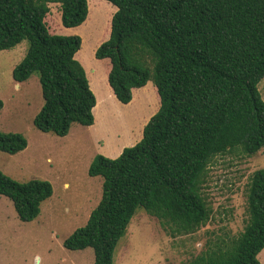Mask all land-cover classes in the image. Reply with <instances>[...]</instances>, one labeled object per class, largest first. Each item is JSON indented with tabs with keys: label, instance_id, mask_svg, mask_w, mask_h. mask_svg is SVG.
I'll list each match as a JSON object with an SVG mask.
<instances>
[{
	"label": "trees",
	"instance_id": "obj_1",
	"mask_svg": "<svg viewBox=\"0 0 264 264\" xmlns=\"http://www.w3.org/2000/svg\"><path fill=\"white\" fill-rule=\"evenodd\" d=\"M88 1L0 0V51L28 43L12 78L23 83L39 74L44 104L33 125L43 134L64 138L72 125H93L96 99L75 59L81 38L56 33L59 26H82ZM102 1L116 8L108 39L94 52L107 63L109 88L127 105L134 90L152 83L157 100L136 145L114 160L94 157L88 176L103 181L100 202L63 243L68 251L92 249L93 264H113L138 209L172 235H192L210 220L203 189L211 162L235 153L251 157L264 147L258 91L264 78V0ZM51 4L59 5L55 23ZM26 147L21 135L0 132V152L16 155ZM52 194L48 182L18 183L0 172V196L23 223L37 219ZM246 202L248 219L238 237L183 264H260L264 169L250 176Z\"/></svg>",
	"mask_w": 264,
	"mask_h": 264
},
{
	"label": "rangeland",
	"instance_id": "obj_2",
	"mask_svg": "<svg viewBox=\"0 0 264 264\" xmlns=\"http://www.w3.org/2000/svg\"><path fill=\"white\" fill-rule=\"evenodd\" d=\"M89 1L87 21L72 29L73 34L64 36L81 38L75 58L95 89L98 80L104 79L107 63L96 61L94 52L108 39L109 22L116 8L102 0ZM49 8L51 21H59V5L51 4ZM27 49L24 41L12 50L0 51V132L21 135L27 142L26 149L16 155L0 152V172L18 183L48 182L53 194L41 204L39 216L31 223L21 222L12 203L0 196V264H93L92 249L68 251L63 243L85 226L100 202L103 181L88 176L94 157L103 150L109 156L121 153L134 143L141 127L154 115L157 100L153 84L137 92L124 112L108 87L106 92L98 90V107L110 112L104 115L98 111L93 129L72 125L64 138L43 134L33 125L44 104L39 74L34 73L19 89L12 78L13 69ZM258 91L264 101V78ZM261 169L264 147L251 157L235 153L215 158L203 189L211 208L210 220L192 235H172L156 218L138 209L117 245L113 264H183L215 249L216 244L238 237L248 219L246 185L250 176ZM258 261L264 264V254H259Z\"/></svg>",
	"mask_w": 264,
	"mask_h": 264
},
{
	"label": "crops",
	"instance_id": "obj_3",
	"mask_svg": "<svg viewBox=\"0 0 264 264\" xmlns=\"http://www.w3.org/2000/svg\"><path fill=\"white\" fill-rule=\"evenodd\" d=\"M89 3H88V8H89V13H90V1H88ZM88 16H89V14H88ZM77 28H80V27H77ZM72 29H75V28H71V29H66V28H63V27H61V26H59L58 27V29L56 30V33L58 34V35H66V34H73L72 33ZM98 47V46H97ZM14 49V48H13ZM12 50V49H11ZM80 52V51H79ZM78 54V53H77ZM76 54V55H77ZM76 57V56H75ZM75 59H77V58H75ZM78 60V59H77ZM97 61V60H96ZM79 62V61H78ZM99 63H102L101 61H98ZM80 63V62H79ZM86 77H87V75H86ZM90 84V89H91V91H93V94H94V96H95V99H96V104H95V107L93 108V111H92V114H93V119H94V122H93V125L92 126H90V127H88L89 129L91 128V129H93V127H95L96 126V124H97V117H98V111H101L102 112V114H106V113H109L110 111H108L107 110V108L106 107H98V97H97V91L99 90V92H100V90H102V91H107V88L106 87H108L109 88V86H108V84H107V70L105 69V76H104V79L103 80H98V86L97 87H95V89H93V87H92V82L91 81H88ZM19 85H17L16 86V88L17 89H19L20 87H21V83H18ZM145 87H147V85L145 86ZM144 87V88H145ZM142 89L143 88H141V89H138V90H134L133 91V98H132V101L129 103V104H127V105H122L123 106V112L126 110V109H128L129 107H131V103L133 102V100H134V98H135V95H136V93L137 92H139V91H142ZM109 90L111 91V89L109 88ZM111 93H112V91H111ZM153 93H154V89H153ZM112 95H113V93H112ZM154 96H155V93H154ZM113 97H114V95H113ZM115 98V97H114ZM100 114V113H99ZM144 128V127H143ZM141 130H142V132H143V129H142V127H141V129H140V136L134 141V143L133 144H131V145H129L128 147H132V146H134V145H136L140 140H141V138H142V133H141ZM70 132V131H69ZM127 147V148H128ZM124 150V149H123ZM122 150V151H123ZM122 151H121V153H122ZM108 151H106V150H103V153H101V151H99V154L100 155H102V156H104V157H106V158H118L119 156H120V151H119V153L117 154H115L114 156H109L108 154ZM67 186V185H66ZM264 254V249L262 250V252H261V255H263ZM259 256V255H258Z\"/></svg>",
	"mask_w": 264,
	"mask_h": 264
}]
</instances>
